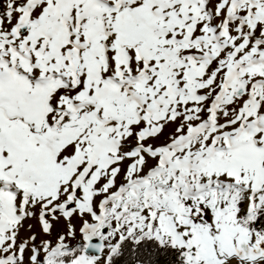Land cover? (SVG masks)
Instances as JSON below:
<instances>
[{
	"label": "snow or ice",
	"instance_id": "6c2138e0",
	"mask_svg": "<svg viewBox=\"0 0 264 264\" xmlns=\"http://www.w3.org/2000/svg\"><path fill=\"white\" fill-rule=\"evenodd\" d=\"M0 264H264V0H0Z\"/></svg>",
	"mask_w": 264,
	"mask_h": 264
}]
</instances>
